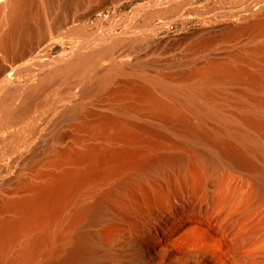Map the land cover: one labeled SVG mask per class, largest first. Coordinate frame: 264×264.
<instances>
[{"label":"bare ground","instance_id":"bare-ground-1","mask_svg":"<svg viewBox=\"0 0 264 264\" xmlns=\"http://www.w3.org/2000/svg\"><path fill=\"white\" fill-rule=\"evenodd\" d=\"M108 1L0 0V264H264V41L181 76L140 57L100 71L179 4L73 42ZM261 5L226 31L262 35ZM228 83L247 86L234 113L213 96Z\"/></svg>","mask_w":264,"mask_h":264},{"label":"rangeland","instance_id":"rangeland-1","mask_svg":"<svg viewBox=\"0 0 264 264\" xmlns=\"http://www.w3.org/2000/svg\"><path fill=\"white\" fill-rule=\"evenodd\" d=\"M114 1L109 0L103 4L101 16L96 14L90 15L83 22V30L85 32L74 38L73 42H80L87 37L99 33L104 36L120 35V32L126 27L129 19L136 12L140 11L141 13L143 9H151L154 3L156 4L158 2V0H116L115 3ZM262 2L264 0H179V4L172 9H168L166 6H159L157 7L158 9L156 8L154 10L157 14L152 22V27L157 30L155 31L154 29L152 34L148 33V37H145L144 42L140 41V44L136 43L133 45L134 47L131 46L132 48L128 47L127 49L126 47H122L124 49H119L118 53L120 56L117 57L114 55L109 59L98 61V70L101 71V69L103 70L111 64L120 65L127 61L130 62L133 57H140V60L155 63L159 67L173 65L174 74L179 75L183 74V71L187 70L191 64H199L204 59L222 58L229 51L239 48L246 42L264 41V33L261 35L257 30H246L247 33L246 31L238 33L226 31L232 25L245 20L251 14V11L257 10V7ZM261 6H264V4ZM135 22L138 28L141 29L142 25L140 24H142V19L139 17ZM204 30L215 31V33L210 35L211 39L209 38L207 42L201 43L195 51L188 53L185 49L191 41L195 39L201 41L206 38L205 36L204 38L200 37L197 34L201 32L203 35ZM219 30H224V34L218 36ZM149 35H151V38ZM140 39H142V36ZM160 46L165 48L161 50ZM70 48L71 45L69 44H54L48 54L50 57L62 55L69 52ZM123 80L124 78L122 76L117 75L114 77L115 82H121ZM242 85L228 83L225 86L217 88L216 93L214 92L213 96L216 103L221 105L220 109L222 112L234 113L235 109L232 107L234 106V102L231 98L245 93L244 91L247 89V86ZM70 99L73 101L77 99V94ZM187 170L190 169L187 167ZM258 213L261 217L260 212ZM245 221L251 227L253 225L255 226L258 221V214L249 215Z\"/></svg>","mask_w":264,"mask_h":264}]
</instances>
